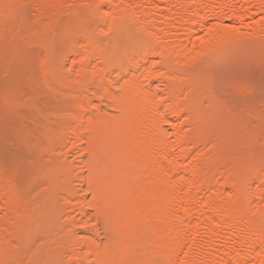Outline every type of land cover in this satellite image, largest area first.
Here are the masks:
<instances>
[{
    "label": "bare ground",
    "instance_id": "6f19581e",
    "mask_svg": "<svg viewBox=\"0 0 264 264\" xmlns=\"http://www.w3.org/2000/svg\"><path fill=\"white\" fill-rule=\"evenodd\" d=\"M244 68L264 0H0V264H264Z\"/></svg>",
    "mask_w": 264,
    "mask_h": 264
},
{
    "label": "rangeland",
    "instance_id": "374dc122",
    "mask_svg": "<svg viewBox=\"0 0 264 264\" xmlns=\"http://www.w3.org/2000/svg\"><path fill=\"white\" fill-rule=\"evenodd\" d=\"M229 68H228V70H227V72H229L232 68H234V67H232V65L231 66H228ZM231 67V68H230ZM245 69V68H244ZM243 69V70H244ZM250 69H252L251 71L252 72H248L247 71V68L244 70V73H243V71H242V73H243V75H242V73H241V76H242V78L247 82V83H249V84H252L254 87H255V89H254V91L251 93V94H249V95H246V96H243V95H233L232 93H231V91L228 89V87H226V85H225V83H222L223 81H222V79L220 78V75H217V78H216V91H217V93L219 94V96L221 95L222 97H223V99L224 98H228L229 100L231 99V102H229V103H231L233 106L235 105V106H238L239 105V103H240V105H239V108L238 109H240V106H241V108L243 109V108H245V106H243V105H246L247 107L248 106H252V105H254V103H257L255 100H257V101H259L260 102V99L259 98H261V100L262 101H264V95H263V91H261V89H262V84L264 83V76H262V74H264L262 71L261 72H258V69L257 70H255L256 68H250ZM253 69H254V71H253ZM250 71V70H249ZM228 74V73H227ZM261 74V75H260ZM0 76H3V75H0ZM4 77V76H3ZM5 78V77H4ZM3 78V79H4ZM220 78V79H219ZM2 79V80H3ZM263 82V83H262ZM263 88H264V84H263ZM263 90V89H262ZM259 93V94H258ZM231 94V95H230ZM262 94V96H260ZM220 96V97H221ZM238 96H240V97H238ZM258 96V97H257ZM263 98V99H262ZM227 99V100H228ZM242 99V100H241ZM228 100V101H229ZM232 101H233V103H232ZM239 102V103H238ZM243 102V103H242ZM247 102V103H246ZM246 103V104H245ZM253 103V104H252ZM250 104V105H249ZM252 104V105H251ZM234 106V108L237 110V107H235ZM243 106V107H242ZM3 144V145H2ZM1 146L3 147V150H4V152L6 153L7 152V150H8V154L10 155V154H12L13 152V154H17V152L15 151V150H11V149H8L9 148V145H7V144H5V143H1ZM5 147H7V148H5ZM14 149V148H13ZM10 150H11V152H10ZM10 152V153H9ZM18 153H20V154H22V153H25V152H23V150H22V152H20V150H19V152ZM86 194H88V196L90 195L89 193H86ZM97 222H98V224H99V228L101 227V225H100V223H99V221L97 220ZM93 223H95L94 222V220L91 222V224H93ZM100 234L102 233L101 231L99 232ZM100 237H102V235L100 236Z\"/></svg>",
    "mask_w": 264,
    "mask_h": 264
}]
</instances>
